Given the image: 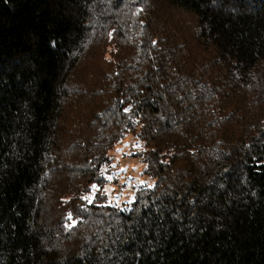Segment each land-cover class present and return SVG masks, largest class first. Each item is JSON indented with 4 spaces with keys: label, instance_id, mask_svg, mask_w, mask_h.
<instances>
[{
    "label": "trees",
    "instance_id": "1",
    "mask_svg": "<svg viewBox=\"0 0 264 264\" xmlns=\"http://www.w3.org/2000/svg\"><path fill=\"white\" fill-rule=\"evenodd\" d=\"M0 264H264V0H0Z\"/></svg>",
    "mask_w": 264,
    "mask_h": 264
},
{
    "label": "rangeland",
    "instance_id": "2",
    "mask_svg": "<svg viewBox=\"0 0 264 264\" xmlns=\"http://www.w3.org/2000/svg\"><path fill=\"white\" fill-rule=\"evenodd\" d=\"M136 150L135 140L129 135L112 152L111 179L105 188L109 200L118 205L128 204L137 187L153 184V179L144 173V162L134 155Z\"/></svg>",
    "mask_w": 264,
    "mask_h": 264
},
{
    "label": "snow or ice",
    "instance_id": "3",
    "mask_svg": "<svg viewBox=\"0 0 264 264\" xmlns=\"http://www.w3.org/2000/svg\"><path fill=\"white\" fill-rule=\"evenodd\" d=\"M125 111H128V109H125ZM111 179V177H109ZM93 188H95V185H93ZM84 199H88V197H84Z\"/></svg>",
    "mask_w": 264,
    "mask_h": 264
}]
</instances>
